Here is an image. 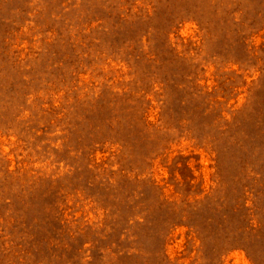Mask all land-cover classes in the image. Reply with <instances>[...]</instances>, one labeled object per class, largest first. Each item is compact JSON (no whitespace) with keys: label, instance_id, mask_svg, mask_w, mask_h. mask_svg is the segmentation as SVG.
Segmentation results:
<instances>
[{"label":"rangeland","instance_id":"obj_1","mask_svg":"<svg viewBox=\"0 0 264 264\" xmlns=\"http://www.w3.org/2000/svg\"><path fill=\"white\" fill-rule=\"evenodd\" d=\"M0 264H264V0H0Z\"/></svg>","mask_w":264,"mask_h":264}]
</instances>
